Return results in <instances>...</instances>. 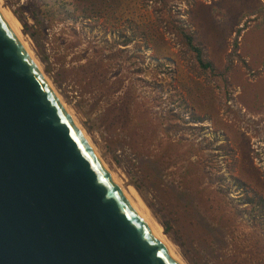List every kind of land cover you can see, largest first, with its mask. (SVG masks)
<instances>
[{
	"label": "rangeland",
	"instance_id": "374dc122",
	"mask_svg": "<svg viewBox=\"0 0 264 264\" xmlns=\"http://www.w3.org/2000/svg\"><path fill=\"white\" fill-rule=\"evenodd\" d=\"M0 6L183 264H264V0ZM178 25L212 68L189 51Z\"/></svg>",
	"mask_w": 264,
	"mask_h": 264
},
{
	"label": "water",
	"instance_id": "95a60500",
	"mask_svg": "<svg viewBox=\"0 0 264 264\" xmlns=\"http://www.w3.org/2000/svg\"><path fill=\"white\" fill-rule=\"evenodd\" d=\"M0 264H180L1 13Z\"/></svg>",
	"mask_w": 264,
	"mask_h": 264
},
{
	"label": "bare ground",
	"instance_id": "6f19581e",
	"mask_svg": "<svg viewBox=\"0 0 264 264\" xmlns=\"http://www.w3.org/2000/svg\"><path fill=\"white\" fill-rule=\"evenodd\" d=\"M0 13L4 17V19L6 20V22L9 24V26L11 27V29L13 30V32L15 33L16 37L18 38L19 42L21 43V45L23 46V48L25 49V51L29 54V56L32 58L33 62L36 64V66L38 67V69L40 70V72H42V74L44 75V73L42 71V68L40 67V65H39L38 61L36 60V58L33 56V54L31 52L28 44L25 42V40L23 38L20 23L17 21V19L14 18V16L9 11H6L5 9L1 8V6H0ZM44 77H45L46 81L48 82V84L50 85V87L52 88V90L54 91V93L56 94L58 100L62 103V106L64 107V109L67 111V113L72 118V120L75 123V125L77 126V128L80 130L81 134L84 136V138L86 139V141L88 142V144L92 148V150L95 152V154L98 156V158L100 159V161L103 163L104 167L109 171L107 165L102 160V158L100 157V155L98 154V152L96 151V149L93 147V145L90 142V140L87 137V135L84 133V130H82L83 128L81 129V127L79 126L78 122L70 114L71 112L68 110V108L64 104V101H62V99L60 98V96L58 95V93L56 92V90L54 89L55 87L52 86V84L48 80V77H46L45 75H44ZM109 173H110V171H109ZM111 176H112V174H111ZM113 179H114L115 183L118 185V187L120 188V190L124 193V195L126 196V198L130 201V203L132 204V206L135 208V210L139 213V215L141 216V218H143L148 223V226L150 227V229L152 230V232L162 241V244L166 247V249L170 252V254L180 264H183L184 262L182 263V261L176 256V254L172 250V247L169 246L166 237L162 233L163 232L162 228L159 225H157L156 223H154V221H152L150 219V217L148 216V212L146 211V208H145L144 204L141 202V200L138 199V203H135L133 201L134 199L132 200L130 194H128L126 192V190H124V188H122V186L116 180V178L113 177Z\"/></svg>",
	"mask_w": 264,
	"mask_h": 264
},
{
	"label": "trees",
	"instance_id": "16d2710c",
	"mask_svg": "<svg viewBox=\"0 0 264 264\" xmlns=\"http://www.w3.org/2000/svg\"><path fill=\"white\" fill-rule=\"evenodd\" d=\"M17 17L22 21V18L20 16L17 15ZM23 26L26 30L28 29V25L24 22H23ZM175 31L177 33H179L180 38L184 41V43L186 44V47L189 49V51L193 52L197 55V60L201 63L202 67L204 69L212 68V64L204 63L202 61V57H203L202 53L203 52H202V49L198 45L195 44L194 37L192 35H190L181 25H178V27L175 28ZM250 199H251V204H253L254 200L257 199V195L253 194V198H250ZM257 204L260 205L258 212L262 215L263 209H264V200L262 198H259L257 200ZM255 211H256V208L254 207V212ZM254 212H252V215ZM162 226L165 229V233L169 234V232H170L169 227L165 223H163ZM213 230H215V229H213Z\"/></svg>",
	"mask_w": 264,
	"mask_h": 264
}]
</instances>
